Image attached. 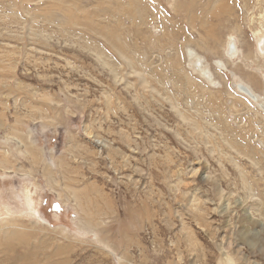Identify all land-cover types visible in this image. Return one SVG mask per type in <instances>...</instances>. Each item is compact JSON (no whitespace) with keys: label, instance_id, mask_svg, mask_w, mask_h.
Masks as SVG:
<instances>
[{"label":"rangeland","instance_id":"374dc122","mask_svg":"<svg viewBox=\"0 0 264 264\" xmlns=\"http://www.w3.org/2000/svg\"><path fill=\"white\" fill-rule=\"evenodd\" d=\"M222 252L264 264V0H0V264Z\"/></svg>","mask_w":264,"mask_h":264},{"label":"bare ground","instance_id":"6f19581e","mask_svg":"<svg viewBox=\"0 0 264 264\" xmlns=\"http://www.w3.org/2000/svg\"><path fill=\"white\" fill-rule=\"evenodd\" d=\"M222 9V8H221ZM203 60V59H202ZM221 65V64H220ZM207 68V67H206ZM204 70V69H203ZM200 72H202L201 70H200ZM205 74V73H204ZM206 77V76H205ZM207 79V78H206ZM209 79V78H208ZM207 79V80H208ZM241 86H243V87H245V88H243V87H240V89L241 90H243L244 92H246L247 94L249 93V94H251L252 93V91H250L251 89L250 88H247V85H241ZM254 93V92H253ZM255 95H256V101L258 102V95L256 94V93H254ZM253 101V100H252ZM222 256H223V264H234L233 262H232V260L228 257V255H227V253L226 252H222Z\"/></svg>","mask_w":264,"mask_h":264}]
</instances>
